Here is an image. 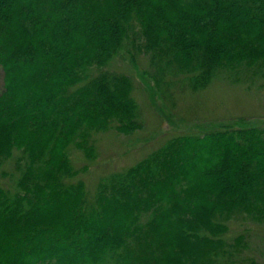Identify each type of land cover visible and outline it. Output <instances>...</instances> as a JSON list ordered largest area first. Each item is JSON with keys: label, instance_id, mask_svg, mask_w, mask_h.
I'll return each mask as SVG.
<instances>
[{"label": "trees", "instance_id": "trees-1", "mask_svg": "<svg viewBox=\"0 0 264 264\" xmlns=\"http://www.w3.org/2000/svg\"><path fill=\"white\" fill-rule=\"evenodd\" d=\"M124 50L170 101L218 78L250 87L264 0H0V168L16 155L17 172L0 184V264H255L226 234L264 223V127L174 135L92 195L75 179L72 145L92 159L95 132L143 126L133 79L110 69Z\"/></svg>", "mask_w": 264, "mask_h": 264}, {"label": "rangeland", "instance_id": "rangeland-1", "mask_svg": "<svg viewBox=\"0 0 264 264\" xmlns=\"http://www.w3.org/2000/svg\"><path fill=\"white\" fill-rule=\"evenodd\" d=\"M110 69L126 73L133 79V95L140 105L143 126L131 135L115 129L95 132L92 159L74 145L69 148L71 162L80 170L75 179L86 183L90 195L103 176L129 168L174 135L202 134L231 124L264 127V79L249 87L247 83L218 78L197 92L178 91L174 101H170L162 96L150 78L147 57L138 54L132 58V54L124 50L112 61ZM3 89L4 73L0 68V93ZM15 158L16 155L0 168V184L12 190L17 175ZM240 233L249 241L243 255L253 258L255 264H264V223H255L240 215L230 222L226 238L232 240Z\"/></svg>", "mask_w": 264, "mask_h": 264}]
</instances>
